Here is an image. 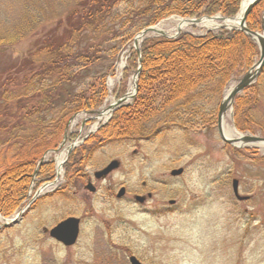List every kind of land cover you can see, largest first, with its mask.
<instances>
[{
	"label": "rangeland",
	"instance_id": "rangeland-1",
	"mask_svg": "<svg viewBox=\"0 0 264 264\" xmlns=\"http://www.w3.org/2000/svg\"><path fill=\"white\" fill-rule=\"evenodd\" d=\"M50 1L52 6L45 18L63 15L65 10L59 0ZM39 2L45 3V0H0V37L4 39L0 40V51H4L0 58L3 60L23 58L36 46L40 34L37 24L23 31L21 36L18 34L15 41L7 42L5 36L16 34L13 28L20 18L24 13L36 12ZM255 14L264 25V0L258 3ZM176 19L177 16H170L157 23H162L166 36L177 32L174 29ZM180 30L204 35L221 28L189 25ZM255 30H260V25ZM98 39L95 38L96 42ZM106 42L100 54L103 58L95 66L96 70L108 72L105 80L108 95L100 109L129 92L138 68H130L128 62L134 50L133 38L124 45L120 43L121 37L109 38ZM254 43L257 54L251 65L239 69L220 91L215 89L218 83L213 81L210 86L190 94L191 98L180 101L183 111H191L181 116L191 117L184 122L187 124L184 128H171L154 138L138 136L141 139L112 143L95 150L83 168L86 172L92 173L111 158L121 162V167L100 183L95 194L86 198L87 193L80 190L73 199L46 195L51 193L47 190L40 194L44 198L33 202L18 223L1 227L0 220V264H96L97 254L101 264H129L128 250L150 264H264V150L253 146H228L216 130V115L225 89L234 86L259 58V47L256 41ZM109 45L114 48L109 49ZM110 65L112 68L108 71ZM17 74L1 76L0 73V82L5 80L3 83L16 85L13 79H19ZM167 115L174 116L171 111ZM87 117L75 116L68 130L79 131L84 122L83 137L88 130L109 121L95 118L88 123L84 121ZM210 119L214 121L212 126L204 129V121ZM224 120L239 135L264 137V72L235 96ZM147 125L151 127V123ZM20 129L18 134L22 138L38 132L32 123H25ZM65 145L56 152L43 154L46 160L52 161V174L55 158ZM177 168H183L182 174L171 177L170 170ZM232 179L238 180V192L248 195V200L234 198ZM142 181L147 187L152 186L149 191L153 193L144 208L128 198L118 200L108 191L114 187L116 191L120 185L141 191ZM170 199L179 205L175 212L144 211L168 205ZM68 215L83 217L81 237L73 247L55 244L42 230ZM103 224L111 227L112 242L106 232L102 240L94 243L93 226Z\"/></svg>",
	"mask_w": 264,
	"mask_h": 264
},
{
	"label": "trees",
	"instance_id": "trees-1",
	"mask_svg": "<svg viewBox=\"0 0 264 264\" xmlns=\"http://www.w3.org/2000/svg\"><path fill=\"white\" fill-rule=\"evenodd\" d=\"M59 2L65 10L63 15L45 18L52 2H39L36 12L24 13L20 18L13 28L16 34L4 37L7 42L15 41L18 34L21 36L35 24L40 33L36 46L23 58H0L1 76L18 73L19 78L13 79L16 85L0 82V213L4 216L12 214L24 201L33 176L38 180L51 176L52 162L40 165L39 162L47 150L57 147L69 118L81 111L90 113L103 104L108 94L105 83L108 72L96 70L95 66L103 58L100 54L109 38L121 37L120 43L124 45L141 29L171 15L234 16L241 0ZM257 5L246 18L250 30L261 23L255 14ZM95 38H99L97 42ZM113 46L109 45V49ZM3 54L0 51V57ZM256 54L254 41L239 30L221 29L204 35L182 31L175 38L143 39L133 102L117 108L105 125L70 154L65 164L66 175H76L78 160L85 159L104 143L138 136L154 138L171 128H184L187 125L184 122L191 117L181 116L191 111H183L180 101L191 98L190 94L213 81L220 91L239 69L251 65ZM137 58L132 51L130 68L137 66ZM111 68L112 65L107 70ZM169 111L176 117H169ZM52 113L54 117L50 116ZM213 122L204 121L203 128H210ZM25 123H32L38 132L22 138L18 133ZM150 123L151 127L147 125Z\"/></svg>",
	"mask_w": 264,
	"mask_h": 264
},
{
	"label": "water",
	"instance_id": "water-1",
	"mask_svg": "<svg viewBox=\"0 0 264 264\" xmlns=\"http://www.w3.org/2000/svg\"><path fill=\"white\" fill-rule=\"evenodd\" d=\"M259 1L260 0H251L246 5V7L244 8V10L242 12L238 27L231 28V29H236V30H240V31L244 32L246 35H248L253 40H255L257 42L258 47H259V58L256 61V63H254L253 66L232 87V89L230 90V93L227 97V100L222 99L219 103L218 112H217V123H216L217 131H218L220 138L225 143L233 145V146H243V145H248V144L255 145V144L264 143L263 137H259V136H255V135H240L236 138H230V137L225 136L223 133V130H222V118L224 116L225 111L232 104L234 97L239 92H241L245 87H247L248 85H250L251 83H253L256 80V78H257V76L261 70V67L264 64V25H263V22L261 23V30L260 31L250 30L246 27V18L248 16V14L250 13V11L252 10V8ZM215 16H217V15H215ZM215 16H212V17H215ZM222 17H224V16H222ZM201 18H203V17H201ZM227 18H231V17H227ZM221 27H223V26H221ZM152 29H153V26L147 27V28L143 29L142 31H140L139 33L144 34V37H145V35H147L148 32H151ZM228 29H230V28H228ZM177 34H178V32L174 36H176ZM159 35L166 36L164 33H160ZM133 42H134V47L136 48V50H138L137 42L134 39H133ZM140 69H141V64H140V59H139V66H138V69L136 72V80L138 78V74H139ZM136 90H137V81H135L134 94L136 93ZM134 94L132 95V97L134 96ZM125 96L126 95H123L119 99H117L116 106H119L124 102ZM64 135H65V133H64ZM116 165H117V161L114 160V161L110 162V164L104 170H102L101 172H98L97 174H99V175L105 174L109 170L115 168ZM181 171H182V169L178 168V169H173L170 173H171V175H176V174L181 173ZM237 184H238V181L236 179H233L231 186H232V191H233L234 196L238 200L247 199L248 196L239 195L238 189H237ZM122 192H123V190L121 189L119 191V194ZM27 207L28 206L23 208L20 211L19 215H21L24 212V210L27 209ZM16 221H17V219H11L10 223H14ZM78 222H79V220L77 218L69 217V218L59 222L53 228H51L49 234L51 237L62 242L63 244L71 245L75 242L76 237H77ZM6 224H8V223H6ZM129 263L130 264H146V263L140 262L135 256L129 257Z\"/></svg>",
	"mask_w": 264,
	"mask_h": 264
},
{
	"label": "flooded vegetation",
	"instance_id": "flooded-vegetation-1",
	"mask_svg": "<svg viewBox=\"0 0 264 264\" xmlns=\"http://www.w3.org/2000/svg\"><path fill=\"white\" fill-rule=\"evenodd\" d=\"M94 134L89 135L86 138V140ZM132 140H135V138H133ZM106 144L108 145V143H104L102 146H104ZM69 157H70V155H69ZM90 157H91V155H88V156H86L85 159H79L78 163H77L78 164L77 166L79 167L77 170V174L76 175L75 174L65 175L63 177V179L60 181V183H56L53 186V188L51 189V191H49L51 193H48V194L46 193V195H52V196L58 195V196H62V197L71 196L74 199V196L80 190H82L83 192L87 193L86 198H88L87 196H92L93 194H95L98 191V189H99L98 186L100 185L101 182L106 180L113 172H115L116 170H118L121 167V162L118 160L115 168L109 170L105 174H102V175L97 174L98 172H101L102 170H104L108 166L107 164L113 159V158H111L106 163H104L101 167L96 168L95 170L92 171V173H89V172L84 171L83 168L86 166L87 162L90 160ZM181 174L174 176V177H178ZM141 187H142L140 189L141 191H145V190H148V191L141 192L137 188L130 189L124 185H120L116 191H113L115 189V187L114 188H108V191H109V193H111V195H113L118 200L128 198L134 204H137V205L141 206L142 208H144L150 203V200L153 197V195H152L153 193L149 191V189L150 190L152 189V186L149 185V187H147V185L145 184L144 181L141 182ZM121 189L123 190V192L119 194V191ZM145 193H146V195H144ZM41 198H44V196H40L39 199H41ZM178 206L179 205L176 204L175 200L170 199V200H168V205H162L161 208H153L152 210H144V209L143 210L144 211L157 212V213H161V214H164V213L167 214V213H172V212H175L176 210H178ZM68 216H74L75 218H77L79 220V222H78V233H77L76 241L73 245L64 246L61 242L57 241L56 239H54L53 237L50 236L49 230L46 227H43L42 230L44 232H47L48 237L53 242H55V244L60 245V246H64V247H73V246H75V244L79 241V239L81 237L80 232H81V225L83 224V217L77 216V215H68ZM68 216H66V217H68ZM62 219H64V218H62ZM62 219H60V220H62ZM55 224H57V223H55ZM93 227L94 228L92 230L91 238H92V241H94V243L102 240L105 237L106 232L108 233V240H110L112 242V240H111L112 239V236H111L112 230L108 224L96 225ZM121 247H123V246H121ZM97 252H98V250H97ZM126 254H127V258L131 254L134 255L130 250H128L126 252ZM136 258H138V257L136 256ZM95 263L96 264L102 263L98 257V254H97V257L95 259Z\"/></svg>",
	"mask_w": 264,
	"mask_h": 264
},
{
	"label": "bare ground",
	"instance_id": "bare-ground-1",
	"mask_svg": "<svg viewBox=\"0 0 264 264\" xmlns=\"http://www.w3.org/2000/svg\"><path fill=\"white\" fill-rule=\"evenodd\" d=\"M250 1L251 0H242L241 1L240 11L235 17L227 18V17H222L221 15H217L215 17H203V18H199V19H189V20L178 18V19H176L174 29L180 30V29H183L189 25H199V26H202V27H205L208 29H216V28H219L221 26L226 27V28L238 27L242 12H243L244 8L246 7V5ZM158 33L159 34L164 33L162 23L156 24L153 27L152 31L148 32L147 34H158ZM143 36H144V34L138 33L134 37V40L137 43H139V41L141 40V38ZM134 81H135V78L133 77V82H132V84H130V90H129V92H127V94L125 96V100H124L125 102H127L134 93V89H135ZM231 89H232V86H229L228 88L225 89L224 94H223L224 100H227V97H228ZM113 103L114 102H112V104ZM107 115H108V113L104 112L101 114L100 117L106 118ZM222 130H223L224 135L227 137L233 138V137L239 136L238 133H236L235 129L232 126H230L228 123L225 122L224 116L222 118ZM258 146L264 150V143L258 144ZM62 160H63V156H60L57 158V173L58 174L61 173L60 165H61ZM0 220H2L3 222L6 221V220H3L2 218H0Z\"/></svg>",
	"mask_w": 264,
	"mask_h": 264
}]
</instances>
